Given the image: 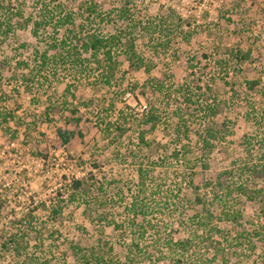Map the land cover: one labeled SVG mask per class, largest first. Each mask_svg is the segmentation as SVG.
Wrapping results in <instances>:
<instances>
[{
    "label": "rangeland",
    "instance_id": "1",
    "mask_svg": "<svg viewBox=\"0 0 264 264\" xmlns=\"http://www.w3.org/2000/svg\"><path fill=\"white\" fill-rule=\"evenodd\" d=\"M7 1L29 22L2 39L0 57L13 66L25 58L26 73H35L29 89L0 99L10 113L0 115V241L18 232L32 248L2 251L0 264H87L73 252L62 256L71 245L88 249L91 264L98 255L128 264L130 247L134 264H264L257 202L235 200L247 230L214 216L217 233L196 224L204 211L195 200L201 194L210 205L208 178L264 162V0H96L104 21L84 23L85 32H122L141 54L128 70L117 53L113 74L69 41L54 0ZM42 17L49 26L35 36ZM45 53L56 61L36 73ZM253 80L258 90L246 91ZM151 114L152 129L144 121ZM135 204L146 216L132 217ZM27 210L38 215L20 224L15 218Z\"/></svg>",
    "mask_w": 264,
    "mask_h": 264
},
{
    "label": "trees",
    "instance_id": "2",
    "mask_svg": "<svg viewBox=\"0 0 264 264\" xmlns=\"http://www.w3.org/2000/svg\"><path fill=\"white\" fill-rule=\"evenodd\" d=\"M71 0H54V3L52 6L50 5V8L52 9L53 13L59 12V24L65 23L70 24V28H68V32H70V36L68 37L70 42H77L80 44L78 49H81L82 54L83 53H89L91 58L96 61L98 59V65L100 66H107L108 69H110L111 74L116 71V63L118 62V54H123L125 56V63L127 65L128 70H132L133 68H138L140 61H141V54L137 50V45L132 40L130 41L125 37V35L120 32L118 35L115 33L113 36H102L98 33H86V25L84 23H92V21H96L97 19H100V21H104L102 13H100V9L98 8V3L96 0H83V2H80L79 6L76 9L71 8ZM123 12V11H121ZM45 17V16H44ZM42 17L40 21H34V29L33 34L36 36L38 33V30L43 26L47 27L49 24L45 21L47 18L44 19ZM78 17L80 19L79 24L77 25ZM23 18V12L16 10L14 12V9L11 8V4L7 0H0V43L2 42L3 38H6L8 34H10L16 25L19 27H25L27 25L28 20H24L23 23H20V20ZM15 21V23H14ZM16 24V25H15ZM43 24V25H42ZM42 25V26H41ZM85 27V28H84ZM85 29V30H84ZM77 30V31H76ZM79 30V31H78ZM79 35V36H78ZM67 39V38H66ZM65 44V43H64ZM23 49H27L28 46L26 44L21 45ZM54 49H57L60 47V44H54L52 45ZM62 52H66L65 48L63 47ZM69 52V51H67ZM38 54V53H37ZM80 54V55H82ZM72 56V55H71ZM100 56V57H99ZM63 58V57H62ZM75 62L78 63L80 61L79 55L74 54L72 57ZM245 57L242 56V59ZM37 60H39L41 69L38 72H44L48 69V67L56 61V55H53L52 57L49 56L47 53L42 55H37ZM29 63L24 58H20L15 65L13 66L11 63V58H8L7 56L0 57V70L4 71L5 69H8V73L1 72V77L5 81V84H7V87H4L1 90V98L3 99L5 96H8V94L11 92L9 90H18L20 89L23 84L26 85V87L30 88V82H32V76L34 75L33 72L29 71V73H26ZM125 65V64H124ZM12 66V67H11ZM43 73V78L45 81L48 79L47 76ZM107 78V77H105ZM107 80V79H106ZM34 81V80H33ZM109 83V82H108ZM106 84V83H105ZM247 89L244 88L248 92H254L258 90L259 83L257 80L253 81H247ZM11 88V89H9ZM244 92V90H242ZM1 101V100H0ZM215 110L212 111V115L215 113ZM8 113L6 111L5 107H2L0 105V115L7 116ZM145 117V116H144ZM157 119V116L155 115H147V118L144 119V121L150 123L149 128H153L156 126L155 120ZM144 129H145V125ZM120 130V129H118ZM216 131V130H215ZM214 130H207L209 133V136H214ZM145 130L141 131L139 134V141L141 143H145L144 139ZM65 140H68V137H65L62 135ZM205 148L210 147L209 143H205ZM246 166V165H245ZM243 167L241 169L242 174H245L246 177L241 176L242 174H239L234 168L226 169L217 175L208 178L206 186L210 189V193L212 195L211 203H209L202 197L201 194H197L195 196V200L198 204L203 206L204 213L197 218L196 224L201 226V228L210 226L207 230L209 231H215L217 233H221L222 230L217 227L213 226L212 219L214 216L216 219H219V222H230L233 223L235 228H245L247 230V223L244 219V215L242 213V210L240 208H236L235 206V200L237 198H242V196H245L246 198H249L253 202H257L260 206V214L264 216V162L262 163H256L249 167ZM238 175L236 179L234 180V176ZM83 184V181L77 179L73 182V187L75 190H78L81 188ZM194 189L198 190V186L194 187ZM196 193V192H195ZM195 195V194H194ZM74 198V195L71 196V198ZM140 206V204H139ZM211 206H214L215 211L212 209ZM144 207V206H143ZM220 208L219 215H217L216 208ZM38 209V207H37ZM35 209V210H37ZM33 210H27L26 212L22 213L21 215L17 216L15 219L19 221L20 224L26 223L29 225L31 221L36 218L37 211ZM61 211V208L59 210H55L54 213L58 214ZM133 214L132 217L136 218L138 216H146L143 208L138 207L136 204L133 205ZM13 217V216H12ZM248 227H250V231H252L250 234L255 236H260V231L256 228L255 224H249ZM246 234H248L246 232ZM246 234L243 236H240V239L247 238ZM225 235V234H223ZM38 238V236H37ZM225 238V237H224ZM181 247L184 249L185 243L183 241H180ZM44 245V241L40 239L39 243L35 246V249H40V247ZM33 246V247H34ZM30 248H32L31 242H28L24 239V236L21 237L18 232L17 234H11L8 237L2 239L0 241V252L10 251L14 250L16 252H26ZM62 256L65 257L67 253L73 252L74 257L80 259V256L83 260L87 261V264H91V259H89L86 255V252L88 249L85 248H79L76 246H69L66 247L64 250H62ZM129 255L128 257V264H134L135 263V255L133 254L130 257V253L132 251V248H128ZM222 252L221 250L219 253ZM82 254V255H81ZM99 257H96V263L97 264H107L109 259L105 255H98ZM134 256V257H133ZM225 261V259H223ZM112 263L110 264H116L113 263L114 261H110ZM119 264L120 261H117ZM204 264H211V262H203ZM44 264H49L45 262ZM124 264V263H121ZM221 264V263H220Z\"/></svg>",
    "mask_w": 264,
    "mask_h": 264
},
{
    "label": "built area",
    "instance_id": "3",
    "mask_svg": "<svg viewBox=\"0 0 264 264\" xmlns=\"http://www.w3.org/2000/svg\"><path fill=\"white\" fill-rule=\"evenodd\" d=\"M147 110V106L144 105L143 108L141 109L142 112H145Z\"/></svg>",
    "mask_w": 264,
    "mask_h": 264
}]
</instances>
